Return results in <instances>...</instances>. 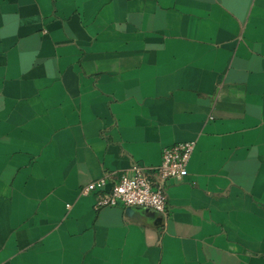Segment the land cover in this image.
Returning <instances> with one entry per match:
<instances>
[{"label": "crops", "instance_id": "0c3cea01", "mask_svg": "<svg viewBox=\"0 0 264 264\" xmlns=\"http://www.w3.org/2000/svg\"><path fill=\"white\" fill-rule=\"evenodd\" d=\"M188 140L165 214L80 192ZM0 264H264V0H0Z\"/></svg>", "mask_w": 264, "mask_h": 264}, {"label": "built area", "instance_id": "2783aa9c", "mask_svg": "<svg viewBox=\"0 0 264 264\" xmlns=\"http://www.w3.org/2000/svg\"><path fill=\"white\" fill-rule=\"evenodd\" d=\"M194 141L176 142L165 146L161 161L154 167L133 162L122 170L117 180L106 188V176L96 178L80 188L82 194L94 193L95 205H138L158 212H167V183L187 174V164L193 152Z\"/></svg>", "mask_w": 264, "mask_h": 264}]
</instances>
